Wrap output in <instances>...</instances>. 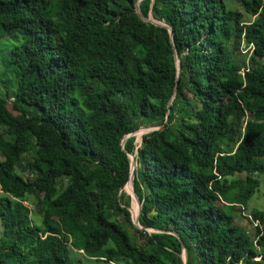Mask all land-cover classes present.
Masks as SVG:
<instances>
[{
  "label": "trees",
  "instance_id": "trees-1",
  "mask_svg": "<svg viewBox=\"0 0 264 264\" xmlns=\"http://www.w3.org/2000/svg\"><path fill=\"white\" fill-rule=\"evenodd\" d=\"M234 1L0 0L17 82L0 94V264H183L184 247L187 264H264V208L245 214L264 176V0ZM141 127L157 128L127 138Z\"/></svg>",
  "mask_w": 264,
  "mask_h": 264
},
{
  "label": "rangeland",
  "instance_id": "rangeland-1",
  "mask_svg": "<svg viewBox=\"0 0 264 264\" xmlns=\"http://www.w3.org/2000/svg\"><path fill=\"white\" fill-rule=\"evenodd\" d=\"M228 4V6L233 7V8H239L242 10V7L235 2L234 0H225ZM251 19L250 16L247 15V20ZM148 20L150 21H154L155 20L150 16L148 18ZM242 48H244V52H249V54L253 53V49L250 47H245L244 45H242ZM1 49V46H0ZM1 58V57H0ZM16 79L12 73V71H8L7 74L5 75L3 73V65L0 62V94L1 95H8V94H13V92L15 91V87H16ZM10 104L9 107L12 108V101H13V96H10ZM15 114H20L19 112L14 110ZM157 127H141L138 131H136L134 133V135L136 136L137 142L140 143L142 140V136L151 131L154 130ZM27 158H29L27 156ZM134 168H135V164H134ZM26 175V174H25ZM241 178H245V175H241ZM261 185L258 189V191L255 193V195L252 197V199L249 201L248 205H247V211H245V214H249L250 211L254 208H258V209H263L264 208V176L261 177ZM130 182V183H129ZM129 187H130V191L125 187V191L131 195V213H132V218L135 219V216L137 215L136 211H133V208L135 206L139 207V211H140V205L139 202L137 200V198L135 197V194L132 193L133 190V183L132 181H129ZM236 195V194H234ZM232 195V196H234ZM2 196V192L0 191V197ZM33 220L35 223H39L40 222V217L35 214V211L33 213ZM120 221L122 222V224L132 233L134 232V230L132 229V227L124 220L123 217H120ZM236 222L241 225L245 230H247L251 235L253 234V225L251 224L250 220H248V218L246 216H238ZM150 231H152V229H149ZM4 233V225L0 219V237L3 236ZM184 257V255H183ZM82 259V264H127L124 261H121L120 263H116V262H102V261H96L94 259H89V258H85V257H81Z\"/></svg>",
  "mask_w": 264,
  "mask_h": 264
},
{
  "label": "water",
  "instance_id": "water-1",
  "mask_svg": "<svg viewBox=\"0 0 264 264\" xmlns=\"http://www.w3.org/2000/svg\"><path fill=\"white\" fill-rule=\"evenodd\" d=\"M138 11H139V7H138ZM139 13H140V11H139ZM140 16H141L142 18H144V16H143L141 13H140ZM147 20H148V19H147ZM149 21H150V20H149ZM167 27H168V26H167ZM169 29H170V32L173 33L172 28L169 27ZM175 60H176L177 68H178V70H179L180 67H181V64H180L179 56H178V53H177L176 50H175ZM178 79H179V72H178V75H177V81H178ZM171 103H172V100H171L170 104H171ZM134 133H135V132H134ZM134 133L128 135L127 138L130 137V136H132V135H134ZM124 142H125V140H124ZM124 142H123V143H124ZM130 158H131V176H130V180H129V181H132V183H133V184H132V185H133V192H132V193L135 194V197L137 198V200H138V202H139V205H140L139 215H138L137 218L133 219V222H134V224H135L137 227H139V228L142 229L143 226H141L140 221H139V216H140V213H141L142 203H141V201L139 200V198L137 197V195H136V193H135V187H134L135 169H136V165H137L136 155H135V154H130ZM134 164H135V168L133 167ZM127 184H128V183H127ZM127 184H126V185H127ZM125 187H126V186H125ZM183 255H184V257H183V264H187V260H188V258H187V252H186V248H185V247H184Z\"/></svg>",
  "mask_w": 264,
  "mask_h": 264
},
{
  "label": "bare ground",
  "instance_id": "bare-ground-1",
  "mask_svg": "<svg viewBox=\"0 0 264 264\" xmlns=\"http://www.w3.org/2000/svg\"><path fill=\"white\" fill-rule=\"evenodd\" d=\"M133 167H134V165H133ZM137 214V213H136ZM138 217V214L135 216V218H137Z\"/></svg>",
  "mask_w": 264,
  "mask_h": 264
}]
</instances>
